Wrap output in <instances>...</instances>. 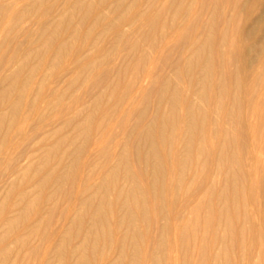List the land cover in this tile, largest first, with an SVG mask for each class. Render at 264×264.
<instances>
[{"label":"rangeland","instance_id":"obj_1","mask_svg":"<svg viewBox=\"0 0 264 264\" xmlns=\"http://www.w3.org/2000/svg\"><path fill=\"white\" fill-rule=\"evenodd\" d=\"M0 264H264V0H0Z\"/></svg>","mask_w":264,"mask_h":264},{"label":"bare ground","instance_id":"obj_2","mask_svg":"<svg viewBox=\"0 0 264 264\" xmlns=\"http://www.w3.org/2000/svg\"><path fill=\"white\" fill-rule=\"evenodd\" d=\"M208 62V61H207ZM175 94V93H174ZM175 97V96H174ZM171 107V106H170ZM192 108V107H191ZM161 117V116H160ZM158 121H160V120H158ZM162 121V120H161ZM160 121V123H161V125H163V123ZM162 128H164V126L162 127ZM161 129V128H160ZM150 130V129H149ZM161 131V130H160ZM163 131V130H162ZM162 131H161V133H162ZM160 133V132H159ZM161 133H160V135H161ZM159 135V134H158ZM172 135V134H171ZM169 136V135H168ZM171 137V136H170ZM170 139V138H169ZM173 140V139H172ZM163 141V140H162ZM170 142V141H169ZM152 146V145H151ZM151 148H153V147H151ZM147 150V149H146ZM152 150H154V148L152 149ZM155 151V150H154ZM157 153V152H156ZM155 153V154H156ZM148 154V153H147ZM154 154V155H155ZM153 155V156H154ZM156 156V155H155ZM169 158H170V156H169ZM144 160H145V158H144ZM143 160V162H145V161H147V160H145L144 161ZM122 189V188H121ZM133 189V188H132ZM128 193V192H127ZM130 194V193H129ZM118 196V195H117ZM163 198V197H162ZM133 199V198H132ZM128 200V199H127ZM134 201V200H133ZM116 202V201H115ZM126 202V201H125ZM138 202V201H137ZM124 205H125V203H124ZM126 206H127V204H126ZM128 207V206H127ZM129 209H130V211L132 210L130 207H128ZM136 208V207H135ZM99 209H100V207H99ZM97 211V210H96ZM129 212V211H128ZM132 212V211H131ZM145 212V211H144ZM128 215H129V213H128ZM106 217V216H105ZM105 219V218H104ZM101 223V222H100ZM95 224V223H94ZM101 230V229H100ZM109 230V229H108ZM111 232V231H110ZM88 234V233H87ZM89 236V235H88ZM109 236V235H108ZM90 237V236H89ZM96 239V238H95ZM109 239V238H108ZM112 239V238H111ZM110 240V239H109ZM111 241V240H110ZM112 242V241H111ZM109 243V242H108ZM113 243V242H112ZM177 246V245H176ZM175 246V247H176ZM86 250V249H85ZM176 250V249H175ZM134 257V256H133ZM81 260V259H80ZM84 262V261H83ZM101 262V261H100Z\"/></svg>","mask_w":264,"mask_h":264}]
</instances>
